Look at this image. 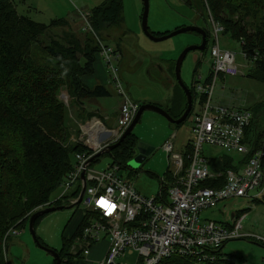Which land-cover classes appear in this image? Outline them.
<instances>
[{"label": "trees", "instance_id": "obj_1", "mask_svg": "<svg viewBox=\"0 0 264 264\" xmlns=\"http://www.w3.org/2000/svg\"><path fill=\"white\" fill-rule=\"evenodd\" d=\"M193 2L202 5L203 13L223 28L224 35L241 44V51L248 59L258 55L259 60L250 68L249 77L264 82V0ZM86 15L99 40L114 38L125 21L123 0H105ZM72 27L73 20L69 18H55L48 24L36 22L30 16L20 14L11 0H0V264H10V238H6L10 230L25 227L39 210L49 206H70V201L78 198L82 191L78 186L71 196L64 195L51 202V196L74 169L72 157L78 153H92L84 144L71 141L68 111L87 120L92 117L88 110L95 108L94 101L109 97L110 92L103 85L91 87L89 84L95 76V63L101 51L98 39L86 31L87 38L83 39L72 31ZM55 29H62L63 33L55 36ZM207 35L208 39L209 33ZM115 49L121 52L120 44ZM175 63L171 68L174 79ZM62 88L69 94V108L59 98ZM175 90L170 99L171 106L162 107L173 118L179 119L187 108V98L176 80ZM190 90L195 95L194 90ZM177 94L183 98V105L175 113L173 107L179 102ZM252 108L259 110L254 114L253 127L256 128L259 115L264 112V99ZM191 142L185 148L188 152L192 150ZM138 143L139 138L132 133L119 148L104 154L112 157L111 167L118 166L120 172L126 169L127 162L137 154ZM99 158L93 161L92 167ZM232 162L230 157L223 156L212 160V165L226 171L234 168ZM165 177L171 179L170 170ZM203 185L216 186L213 181ZM160 191H165L162 184ZM45 216L40 217L35 226ZM87 224L88 216L84 219L82 214L74 234L71 237L66 232L63 234L62 248L55 250L59 252L62 264H72L79 253L73 254L72 247ZM223 248L205 252L208 258L202 264H236ZM197 261V255L182 257L175 254L160 264H197Z\"/></svg>", "mask_w": 264, "mask_h": 264}, {"label": "rangeland", "instance_id": "obj_2", "mask_svg": "<svg viewBox=\"0 0 264 264\" xmlns=\"http://www.w3.org/2000/svg\"><path fill=\"white\" fill-rule=\"evenodd\" d=\"M11 1L16 5L20 14L28 15L36 22L48 24L55 18L73 20L72 31L85 39L87 38L85 33L88 31L85 30L87 24L84 16L89 9L100 5L104 0ZM149 2L148 24L150 32L154 35L170 34L190 26L199 27L204 29L207 34L209 33L206 50L204 52H190L184 60L181 70L182 79L188 88L193 89L194 74L197 69V74L202 76L203 82H205L211 74V49L215 45L216 37L214 26L217 29L218 25L209 19L207 13H203L202 5H197L193 0H149ZM191 2L192 4H190ZM123 6L125 21L122 28H119L117 32L115 31L114 38L102 39L103 42L115 48L120 44L122 57L120 56L117 65L122 86L127 95L135 102L147 104L148 101H154L164 108L170 107L173 83L167 81L168 77L166 78L165 73L168 75L169 68H172V65L177 62L185 49L200 45L202 37L200 34L189 32L165 41L153 42L144 34L142 29L144 10L142 0H123ZM125 32L127 35L123 36L122 34ZM61 33H63L62 29L53 30L55 36H60ZM119 36L121 39H118ZM218 37L222 49L235 53L237 64L241 66L242 73L238 77L218 78L213 96L214 103L230 108H251L255 115L258 114L259 110L252 107L264 99V82L249 77L252 66L242 55L240 43L230 36L224 35L223 32L219 33ZM98 83L109 90L110 96L94 101V104L98 102L96 106L101 109V113L89 109L88 112L92 113V117L87 120L79 119L71 110L68 111V126L71 130L72 142L83 144L84 130L92 125L97 126L100 121L110 129L118 128L119 105L122 102V97L118 94L101 55H98L95 63V76L89 81L91 87ZM59 94V98L69 108L70 97L67 90L62 88ZM198 105L197 100L194 106L198 108ZM105 117H107V121ZM259 117V126L264 129V112ZM133 134L139 138V142L153 147L155 151L142 162L139 161L138 154L134 155L127 162L126 169H123L119 175L130 181L138 192L148 197H155L160 192L162 178L165 177L167 171L174 169L172 159L162 149L163 144L175 136L174 153L183 154L186 151V146L195 140L192 125L187 120L180 127H177L160 114L146 111L135 127ZM108 138L101 135L96 138L97 143H103ZM203 155L212 160L223 156L232 157L237 162L241 159L240 155H230L223 149L207 144L203 147ZM72 158V161L75 162V158ZM112 162L111 156L103 155L98 162L94 163L93 168L98 172H103L111 167ZM63 192L62 188L59 187L51 196V202L59 200ZM71 194L72 192H69L68 195L71 196ZM81 212V206H77L73 209L56 211L46 215L40 224L35 226L37 238L47 247L60 250L63 245V234L75 232V222ZM243 213L246 215L242 222V234L264 238V202H255L248 198L223 201L204 210L200 214V220L201 223L212 221L217 224H231L233 222L232 216ZM67 226L68 228H66ZM45 245L42 246L46 247ZM223 252L232 257L236 264H264V244L252 238L229 241L224 245ZM8 258L10 264L55 263L54 258L46 250L40 248L34 240L30 232L29 222L26 223L25 227L20 228L19 235L11 236L8 242ZM137 260L138 253H135L129 255L123 262L137 264Z\"/></svg>", "mask_w": 264, "mask_h": 264}, {"label": "built area", "instance_id": "obj_3", "mask_svg": "<svg viewBox=\"0 0 264 264\" xmlns=\"http://www.w3.org/2000/svg\"><path fill=\"white\" fill-rule=\"evenodd\" d=\"M84 20L85 30L96 36L87 15ZM214 31L211 74L205 82L198 74L194 79V105L197 100L199 105L198 108L193 106L187 118L195 134L192 150L175 154V136L163 144L162 149L172 159L174 169L170 170L171 179H162L164 193L160 191L155 197L141 195L130 181L119 175L118 166L103 172L92 167V158L118 142L141 107L127 95L120 81L117 65L120 53L96 36L100 55L122 102L117 129L109 130L100 121L97 126L84 130L83 144L92 153L75 156L74 169L60 186L64 192L59 199L78 186L83 188L82 175L85 174L86 190L79 206L84 219L88 216V224L79 232L73 253L81 251L86 257L95 244L108 239L109 251L99 264H126L123 260L135 253H138L137 264H160L175 254L182 257L197 255V264H202L208 258L205 252L215 251L229 241L252 238L264 244V238L242 234L245 214L232 216L231 224L201 223L200 220L204 210L223 201L248 198L264 202V129L260 128L259 121L258 126L253 127L255 115L249 109L225 107L213 101L219 77H238L242 73L235 53L220 47L218 34L223 28L214 26ZM242 55L252 67L259 60L258 55L251 59L243 52ZM104 134L109 138L97 143L96 138ZM205 144L223 149L230 155H240L241 159L237 162L230 157L234 168L224 171L203 155ZM207 181L215 182L216 186H204ZM79 197L71 200V205L77 203ZM101 197L115 208L101 207L98 203ZM19 234L20 230H10L6 238Z\"/></svg>", "mask_w": 264, "mask_h": 264}, {"label": "water", "instance_id": "obj_4", "mask_svg": "<svg viewBox=\"0 0 264 264\" xmlns=\"http://www.w3.org/2000/svg\"><path fill=\"white\" fill-rule=\"evenodd\" d=\"M142 2H143V6H144L143 15H142V29H143L144 34L153 42L165 41V40L170 39L172 37H175L177 35H180L183 33H189V32L200 34L202 37L201 44L198 46H192V47L185 49L175 64V69H174L175 80L177 81V83L179 84V86L182 88V90L184 91V93L186 95L187 108H186L185 112L183 113V115L179 119H175L170 115V113L167 110H165L160 105L142 104L140 107V110L137 114V117L135 118V120L133 121L131 126L127 129V131L121 136V138L118 140V142H116L115 144L107 146L103 151H101L95 157H93L91 161H95V159H97L98 157H101L104 154H110V153H112L113 150L119 148L121 146V144L124 142V140L133 133L135 127L141 121L142 116L146 111L156 112V113L160 114L161 116H163L164 118H166L168 120V122H170L171 124L180 125V124H183L187 121V118H188V116L191 113L192 108H193V102H194L193 94H192L190 88H188L186 86V84L184 83V81L182 79V75H181V70H182L183 62L190 52H192V51L204 52L206 50V47L208 44L207 32L204 29H201L199 27L190 26V27H184V28L178 29L175 32H172V33L164 35V36H156L150 32V28H149V24H148L150 2H149V0H142ZM172 79L174 80V78H172ZM154 151H155V149L153 147H151L145 143L139 142L137 145V154H138L140 162L144 161L148 156L152 155L154 153ZM82 180L84 181V185H83L82 192H81V195H80L77 203L72 204L70 206L48 207L44 210L36 212L29 219V228H30V232L32 233V235L34 237V240L40 246V248L46 250L54 258L56 264H62V259L60 257L59 252L42 246L39 239L37 238L36 231H35V225H36L37 220L42 216L51 214V213L56 212V211L73 209V208L79 206L81 201H82V198L84 196L85 190H86L85 174L82 175Z\"/></svg>", "mask_w": 264, "mask_h": 264}, {"label": "crops", "instance_id": "obj_5", "mask_svg": "<svg viewBox=\"0 0 264 264\" xmlns=\"http://www.w3.org/2000/svg\"><path fill=\"white\" fill-rule=\"evenodd\" d=\"M105 1V0H104ZM103 1V2H104ZM102 2V3H103ZM94 8V7H93ZM90 11V9L86 12L88 13ZM121 57H122V50H121ZM165 76L167 78V81L170 82L171 84L173 83L172 85V92H171V97L173 98L174 94L176 93V90H175V84H174V80L172 79V75H171V67L169 68L168 70V75L165 73ZM102 81V80H101ZM173 81V82H172ZM97 82H99L97 80ZM101 85V83H98ZM177 97H178V104H176L174 107H173V110L175 111V113H178L181 109V106L183 105V98L181 97V95L179 96V94H177ZM147 104H157L156 102L154 101H148ZM95 105V108L94 110H100V113H101V109L96 106L98 105V102ZM180 105V107H179ZM120 106V105H119ZM162 106V105H161ZM93 109V108H92ZM186 110V109H185ZM185 112V111H184ZM102 115L103 112H102ZM105 120L107 121V117H105ZM106 125V124H105ZM107 128H109L108 126H106ZM110 129V128H109ZM112 130H115V129H112ZM103 136H106L108 137L109 135H103ZM140 193V192H139ZM141 195H143L142 193H140ZM144 197H148V196H145L143 195ZM81 218V214L80 216L77 217V220L75 222V225L76 223L80 220ZM74 234V233H73ZM73 234H68L66 232V235L67 236H72ZM40 243L42 244L43 242L39 239ZM43 245V244H42ZM109 248H110V243H109V240L108 239H104V240H101L99 241L97 244H95L91 250H90V254L88 256H84L83 255V252H79L78 254L77 253H73V254H77V256H75V258L73 259L72 261V264H99L102 260H104L107 256V253L109 251Z\"/></svg>", "mask_w": 264, "mask_h": 264}, {"label": "snow or ice", "instance_id": "obj_6", "mask_svg": "<svg viewBox=\"0 0 264 264\" xmlns=\"http://www.w3.org/2000/svg\"><path fill=\"white\" fill-rule=\"evenodd\" d=\"M98 203L100 204L101 207L107 206L108 208H115L114 204H109V202L107 200H105L103 197H101V199L98 201Z\"/></svg>", "mask_w": 264, "mask_h": 264}, {"label": "clouds", "instance_id": "obj_7", "mask_svg": "<svg viewBox=\"0 0 264 264\" xmlns=\"http://www.w3.org/2000/svg\"><path fill=\"white\" fill-rule=\"evenodd\" d=\"M120 53V52H119ZM120 55H121V53H120ZM193 98H194V100H195V95H193ZM195 102V101H194ZM194 102H193V106H194ZM193 109V108H192ZM103 123V122H102ZM104 124V123H103ZM105 125V124H104ZM106 126V125H105ZM107 128V127H106ZM107 129H109V128H107ZM109 130H112V129H109ZM244 214V213H243ZM246 215V214H245ZM73 253V252H72Z\"/></svg>", "mask_w": 264, "mask_h": 264}, {"label": "flooded vegetation", "instance_id": "obj_8", "mask_svg": "<svg viewBox=\"0 0 264 264\" xmlns=\"http://www.w3.org/2000/svg\"><path fill=\"white\" fill-rule=\"evenodd\" d=\"M207 48V47H206Z\"/></svg>", "mask_w": 264, "mask_h": 264}]
</instances>
